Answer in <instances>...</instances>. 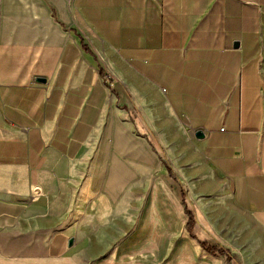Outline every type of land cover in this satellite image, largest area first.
<instances>
[{
  "label": "crops",
  "instance_id": "0c3cea01",
  "mask_svg": "<svg viewBox=\"0 0 264 264\" xmlns=\"http://www.w3.org/2000/svg\"><path fill=\"white\" fill-rule=\"evenodd\" d=\"M157 173L166 264H264V0H0V264Z\"/></svg>",
  "mask_w": 264,
  "mask_h": 264
},
{
  "label": "rangeland",
  "instance_id": "374dc122",
  "mask_svg": "<svg viewBox=\"0 0 264 264\" xmlns=\"http://www.w3.org/2000/svg\"><path fill=\"white\" fill-rule=\"evenodd\" d=\"M142 120L152 125L148 115ZM159 177L145 175L116 210L94 199L91 224L72 246L79 254L76 264H166L164 229L156 219V210L166 204L162 187L156 186Z\"/></svg>",
  "mask_w": 264,
  "mask_h": 264
},
{
  "label": "trees",
  "instance_id": "16d2710c",
  "mask_svg": "<svg viewBox=\"0 0 264 264\" xmlns=\"http://www.w3.org/2000/svg\"><path fill=\"white\" fill-rule=\"evenodd\" d=\"M186 214L189 216V222H188L187 228L189 231H192L193 226L195 224V218L193 214L189 212L187 209H186ZM201 245L207 252L211 254H216V253L226 254V252L223 249H220L219 247L212 245L210 242H203L201 243ZM227 257H228L227 258L228 264H232V258L230 256H227Z\"/></svg>",
  "mask_w": 264,
  "mask_h": 264
},
{
  "label": "water",
  "instance_id": "95a60500",
  "mask_svg": "<svg viewBox=\"0 0 264 264\" xmlns=\"http://www.w3.org/2000/svg\"><path fill=\"white\" fill-rule=\"evenodd\" d=\"M42 80H38V82H41ZM196 137L197 138H203L204 137V133L202 132V131H197L196 132ZM73 244H74V239H71L70 241H69V247H72L73 246Z\"/></svg>",
  "mask_w": 264,
  "mask_h": 264
}]
</instances>
